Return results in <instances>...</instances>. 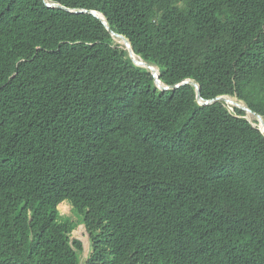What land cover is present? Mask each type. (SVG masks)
<instances>
[{"label": "trees", "instance_id": "1", "mask_svg": "<svg viewBox=\"0 0 264 264\" xmlns=\"http://www.w3.org/2000/svg\"><path fill=\"white\" fill-rule=\"evenodd\" d=\"M264 0H0V264H264ZM255 123V122H254Z\"/></svg>", "mask_w": 264, "mask_h": 264}, {"label": "water", "instance_id": "2", "mask_svg": "<svg viewBox=\"0 0 264 264\" xmlns=\"http://www.w3.org/2000/svg\"><path fill=\"white\" fill-rule=\"evenodd\" d=\"M49 8H59V9H63L67 12H71V13H74V14H82V13H87V14H90L92 16H94L97 20H99L105 27L106 29L108 30V32L110 33V35L112 37H117L118 39L121 40V42L127 47L128 51H129V55L131 57V59L133 60L134 64L137 65V66H140V67H144L148 70H150V72L153 74V76L155 77V83L157 85V87L163 91H166V90H170V89H176V88H179L180 86L182 85H191L193 87H195L196 89V95H197V102L199 105L201 106H206V105H209V104H213L217 101H223L227 104L229 103H232L234 104L237 108L245 111L247 114L250 113L252 115L255 116V118L258 120L259 122V125H258V129L259 131L263 134L264 136V130L262 129V127H264V119L261 115L253 112L246 104L244 103H241V102H238V101H231L229 99V97H218L216 99H212V100H205L202 96H201V87L199 86L198 83L192 81V80H185V81H182L180 84H176V85H173V86H168L166 84H164L161 79H160V74H159V70L157 67L155 66H152L146 62H144L143 60H141L140 58L136 57L134 55V52H133V49L131 47V43L130 41L125 38L124 36H121L117 33H115L112 29H111V26L108 22V20L102 15L100 14L99 12H96V11H90V10H85V9H82V10H72V9H68L64 6H61L59 4H55V3H47L46 4Z\"/></svg>", "mask_w": 264, "mask_h": 264}, {"label": "clouds", "instance_id": "3", "mask_svg": "<svg viewBox=\"0 0 264 264\" xmlns=\"http://www.w3.org/2000/svg\"><path fill=\"white\" fill-rule=\"evenodd\" d=\"M47 3H50V2H46V4ZM96 12H98V11H96ZM100 13V12H99ZM101 14V13H100ZM103 15V14H102ZM104 16V15H103ZM105 17V16H104ZM116 33V32H115ZM118 34V33H117ZM119 35H121V34H119ZM121 36H123V35H121ZM125 37V36H124ZM126 38V37H125ZM113 39L116 41V42H118V43H120L121 45H123L126 49H127V47L121 42V40L120 39H118L117 37H113ZM128 39V38H127ZM129 40V39H128ZM130 41V40H129ZM131 43V42H130ZM131 47H132V45H131ZM133 49V48H132ZM127 51H128V49H127ZM134 52V51H133ZM128 53H129V51H128ZM134 55H135V53H134ZM130 56V55H129ZM136 57H138L137 55H135ZM131 58V57H130ZM138 58H140V57H138ZM141 59V58H140ZM142 60V59H141ZM133 61V60H132ZM145 62V61H144ZM134 63V62H133ZM147 63V62H146ZM149 64V63H148ZM150 65H152V64H150ZM152 66H155V65H152ZM140 67V66H139ZM155 67H157V66H155ZM142 68H144V67H142ZM158 68V67H157ZM146 69V68H145ZM158 70H159V68H158ZM150 71V70H149ZM151 73V72H150ZM152 74V73H151ZM159 74H160V70H159ZM153 75V74H152ZM154 77V76H153ZM160 79H161V74H160ZM154 80H155V77H154ZM186 80H190V79H186ZM162 81V80H161ZM185 81V80H184ZM193 81V80H192ZM163 82V81H162ZM195 82V81H194ZM165 84V83H164ZM180 84V83H179ZM155 85H156V83H155ZM167 85V84H166ZM168 86H170V85H168ZM182 86H184V85H182ZM156 87H157V85H156ZM181 87V86H180ZM179 87V88H180ZM158 88V87H157ZM159 89V88H158ZM176 89H178V88H176ZM159 90H161V89H159ZM170 90H174V89H170ZM161 91H163V90H161ZM166 91H168V90H166ZM219 97H229V98H231L232 100H235V101H238V102H241V103H244V104H246L245 102H243V101H241V100H238L237 98H235V97H230V96H226V95H224V96H219ZM218 98V97H217ZM216 99V98H215ZM212 100V99H211ZM217 102H223V101H217ZM216 103V102H215ZM223 103H225V102H223ZM214 104V103H213ZM209 105H211V104H209ZM225 105H227L228 107H230V109L231 110H233V108H237L236 106H234V107H231L229 104H227V103H225ZM247 105V104H246ZM206 106H208V105H206ZM248 106V105H247ZM249 107V106H248ZM250 108V107H249ZM239 109V108H238ZM251 109V108H250ZM241 110V109H240ZM252 110V109H251ZM243 111V110H242ZM253 111V110H252ZM245 112V111H244ZM253 112H255V111H253ZM255 113H257V112H255ZM248 114H250V113H248ZM248 114L245 112V119H247L250 123H251V125L253 126V127H255V128H258V125L259 124H257V123H259L258 122V120L255 118V116L253 115V117H254V121H255V123L257 124H254L250 119H249V117H248ZM257 114H259V113H257ZM252 115V114H251ZM260 115V114H259ZM262 116V115H261ZM263 117V116H262ZM263 119H264V117H263ZM259 130V129H258ZM262 134V133H261ZM263 135V134H262ZM64 203H68L71 207H72V211H73V214L75 215V217L77 218V221L74 219V217H72V216H64V215H62L61 213H60V210H59V207L62 205V204H64ZM57 211H58V215H59V217L60 218H70V219H72L75 223H76V226H75V228L74 229H76L77 228V226H79L80 224L81 225H83V226H85V224H83V223H80V218H79V216H76V214L74 213V208H73V206L70 204V202H69V200H64L61 204H59V206L57 207ZM85 228H86V226H85ZM73 229V230H74ZM72 230V231H73ZM70 232L69 233V235H68V237L70 238V241H71V244H72V242L74 241V240H77V239H72V233L73 232ZM86 231H87V228H86ZM87 233H88V231H87ZM88 235H89V233H88ZM80 241V240H79ZM81 242V241H80ZM82 243V242H81ZM89 244H90V249H89V254L87 255V257H86V259H85V261L87 260V258L89 257V255H90V252H91V241H90V235H89ZM82 246H83V243H82ZM83 250H84V247H83ZM83 250L81 251V252H79V257L81 258V254L83 253ZM85 261L84 262H81V259H80V262H81V264H85Z\"/></svg>", "mask_w": 264, "mask_h": 264}, {"label": "rangeland", "instance_id": "4", "mask_svg": "<svg viewBox=\"0 0 264 264\" xmlns=\"http://www.w3.org/2000/svg\"><path fill=\"white\" fill-rule=\"evenodd\" d=\"M60 213L64 216H72L77 221V218L73 214L72 207L68 203H64L59 207ZM72 239L80 240L83 243V253L81 254V262H84L87 255L89 254L90 244L89 243V235L86 231L85 226L79 225L76 229L72 231Z\"/></svg>", "mask_w": 264, "mask_h": 264}, {"label": "bare ground", "instance_id": "5", "mask_svg": "<svg viewBox=\"0 0 264 264\" xmlns=\"http://www.w3.org/2000/svg\"><path fill=\"white\" fill-rule=\"evenodd\" d=\"M231 101H232V99L231 98H229ZM233 101H235V100H233ZM229 105L231 106V107H234L235 105L234 104H232V103H229ZM248 117H249V119L254 123L255 121H254V117H253V115H251V114H248ZM254 124H256V123H254ZM257 124H259V123H257ZM256 124V125H257ZM262 129L264 130V127H262ZM89 244V243H88Z\"/></svg>", "mask_w": 264, "mask_h": 264}]
</instances>
